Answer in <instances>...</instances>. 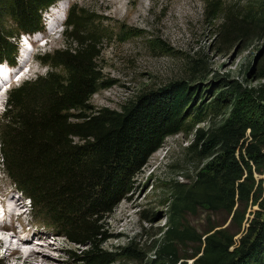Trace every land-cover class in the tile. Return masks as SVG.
<instances>
[{
  "label": "trees",
  "instance_id": "1",
  "mask_svg": "<svg viewBox=\"0 0 264 264\" xmlns=\"http://www.w3.org/2000/svg\"><path fill=\"white\" fill-rule=\"evenodd\" d=\"M62 1L0 0V62L13 65L19 37L41 33L43 14ZM253 6L241 19L226 11V41H245L254 30L264 36V0ZM92 16L72 8L61 47L37 58L49 70L8 92L1 166L14 190L58 230L43 223L46 229L86 247L76 250L79 263L116 264L137 259V249L130 241L118 254L105 250L101 224L132 193L150 156L183 131L192 98L188 86L175 81L138 94L119 110L91 109L92 97L107 87L99 74L101 37ZM263 95L264 86L234 89L229 117L203 143L219 146L222 155L191 186L172 191L169 227L161 232L154 264H264V190L254 177L264 171ZM192 111L202 114L200 108ZM249 204L259 209L237 241L227 230L201 236L184 223L186 213L202 207L226 212L237 225L240 207ZM184 243L199 247L180 257L177 246Z\"/></svg>",
  "mask_w": 264,
  "mask_h": 264
},
{
  "label": "rangeland",
  "instance_id": "2",
  "mask_svg": "<svg viewBox=\"0 0 264 264\" xmlns=\"http://www.w3.org/2000/svg\"><path fill=\"white\" fill-rule=\"evenodd\" d=\"M255 1L63 0L67 10L62 16L57 15L56 21L59 18L61 24L55 25L50 34L47 29L54 23H44L42 18L43 31L34 37L45 36L46 45L44 40L38 42L35 49L37 58L61 47L64 33L69 31L65 27L66 18L72 8L87 10L93 15L94 28L101 37L99 74L107 87L92 97L91 109L119 110L138 94L175 81H182L189 88L192 114L183 131L166 138L161 148L150 156L135 177L132 193L101 224L105 250L118 254L119 249L128 246L130 241L137 249V259L120 260L116 264H154V253L163 238L161 232L169 227L167 219L173 200L172 191L178 185L191 186L198 173H208L222 155L219 146L207 148L203 143L229 117L234 89L238 86L249 91L264 86V76L258 77L260 71L264 72V36H258L259 32L254 30L245 41L239 38L226 41L223 28L226 27L227 10L241 19L247 11L255 9ZM16 46L15 63H8V71L15 67L17 70L18 60L23 56L21 38L16 41ZM37 58L33 61L34 72L23 81L17 80L14 87L49 70ZM259 101L260 108L264 109V100ZM197 108L202 112L200 116H195L192 111ZM3 110L4 105L0 106V127L4 132L7 113L2 116ZM1 164L0 155L2 184L22 201L24 216L18 220L29 225L26 231L31 233L37 229L44 241L62 244L64 252H52L57 264H81L75 256L76 250L86 247L78 248L52 232L58 229L53 228L39 208L30 206L28 210L29 203L14 190L11 181L3 174ZM254 177L257 182L261 181L264 190V171L262 175L254 174ZM258 209L251 204L240 207L242 219L236 225L222 210L197 207L185 214L184 223L201 236L213 229L227 230L235 235L234 240L237 241ZM43 223L51 230L46 229ZM4 225L11 227L9 223ZM11 230L18 229L14 226ZM9 233L6 232L7 235ZM197 247L198 244L184 243L178 245L177 250L180 257H189ZM4 254L0 249V259Z\"/></svg>",
  "mask_w": 264,
  "mask_h": 264
},
{
  "label": "bare ground",
  "instance_id": "3",
  "mask_svg": "<svg viewBox=\"0 0 264 264\" xmlns=\"http://www.w3.org/2000/svg\"><path fill=\"white\" fill-rule=\"evenodd\" d=\"M53 9L56 11L52 13L51 16L54 15L55 24L52 25V27L50 25L47 29L49 34L53 32V28L56 24H61L59 18L58 22L56 21L57 15L59 14L62 16L63 13L66 12L67 6L65 2H61ZM36 41L37 39L34 38L33 42L35 46ZM35 60V56H21V58L18 60L17 70L21 69V71L18 73L21 74L19 78L21 81L26 79L27 76L34 72L35 67L33 61ZM8 66L9 65H7V67ZM17 70L15 67L13 70L0 73V85L2 82L10 79L11 75ZM1 105L3 104L1 103ZM1 173L2 170L0 169V207L6 220H8L7 223L10 224L9 226H11L13 229L15 226V229L18 230H14L13 232L11 227L6 228V225L3 226V223H0V249L3 250V254L8 253L7 255L4 254L2 256L0 259V264H57V259H55L52 252H64L62 244L59 241H55L53 244L48 241H44L37 229L31 233L30 230L29 233L26 231V227H29V225L23 224L18 220L24 216L22 213L23 203L17 199L13 193L8 192V187L6 185L3 186L2 183L4 181V177H2ZM15 223L17 225H15ZM7 231H10L11 233L7 235Z\"/></svg>",
  "mask_w": 264,
  "mask_h": 264
}]
</instances>
